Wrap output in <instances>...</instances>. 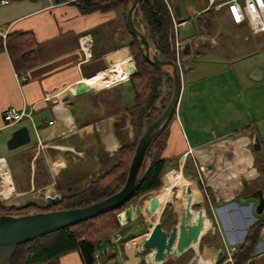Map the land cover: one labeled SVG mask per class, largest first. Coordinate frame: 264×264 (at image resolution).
Here are the masks:
<instances>
[{
	"label": "crops",
	"instance_id": "1",
	"mask_svg": "<svg viewBox=\"0 0 264 264\" xmlns=\"http://www.w3.org/2000/svg\"><path fill=\"white\" fill-rule=\"evenodd\" d=\"M166 1L172 7L180 6L185 34L180 37L178 28L184 69L163 154L183 159L192 152L195 164L206 167L198 174L199 180L194 179L200 189L193 191V202H200L205 222L211 226L207 223L204 234L208 237L203 234L197 249H191L194 258L201 253L216 264L223 242L237 245L247 228L264 218V210L261 214L254 211L256 201L244 197L259 186L251 148L253 133L260 142L259 151L264 152V115L255 111L248 96L264 87V66L259 60H244L264 51V34L251 33L246 23L232 24L225 6L217 7L210 0ZM8 32L29 33L34 58L27 61L0 50V158L8 174L0 168V201L12 206L40 205L47 202L41 190L54 196L58 189L83 188L132 139L128 109L134 104L135 92L128 80V66L134 65L129 35L121 8L83 13L66 0H0V35ZM83 35L92 39L87 55L79 47ZM252 68L261 71L259 79L249 76ZM82 79L91 90L75 95L74 85ZM126 83L128 91H120ZM8 107L32 108V119L4 126L3 112ZM21 125L28 127L31 142L8 150L6 140ZM246 127L254 132L238 134ZM38 138L43 148L37 147ZM11 157L16 161L14 167ZM178 172L169 185L181 192L179 185L190 180ZM169 177L170 172L163 177L164 183ZM162 187L167 190L166 200L158 203L164 206L169 203L170 189ZM186 198L172 203L173 211L184 206ZM125 225L117 232L120 239L115 241L113 236L115 244L108 252L119 253L113 259L119 264H145L140 256L143 250L136 243L133 251L127 249L130 241L141 236L122 241L131 236L128 230L123 234ZM252 257L253 264H264V227ZM59 264L83 263L77 251H69L60 256Z\"/></svg>",
	"mask_w": 264,
	"mask_h": 264
},
{
	"label": "trees",
	"instance_id": "2",
	"mask_svg": "<svg viewBox=\"0 0 264 264\" xmlns=\"http://www.w3.org/2000/svg\"><path fill=\"white\" fill-rule=\"evenodd\" d=\"M131 1L74 0L72 2L83 13L96 10L105 12L118 8L122 9L124 25L129 35L128 47L136 68V72L128 76L135 92L134 104L128 109L129 122L133 130L132 139L121 145L116 152L113 163L89 180L83 188L77 191L64 189L65 192L60 195L58 200L40 205L27 203L23 206H7L0 201V215L17 216L55 209L82 207L117 192L124 185L139 138L149 123L163 110L172 93L171 65L168 64L167 69H165L163 66L148 62L144 57V46L140 38L133 34L127 26L126 12ZM171 9L173 10V7L166 0H141L135 5L132 18L137 30L147 38L150 53L155 54L159 60L175 63V32L170 13ZM176 19L183 21V17H176ZM177 36L179 38V34ZM2 49H6L10 56L18 55L27 61L34 58V44L29 33L8 32L4 39L0 35V50ZM180 53L182 55V50ZM175 114L176 107L150 140L137 173L134 190L122 206L17 244L10 259V264H59L60 256L69 251H77L83 264H102V256L99 262L94 256L95 243L99 238H106L109 249L114 247L111 236L119 232L122 227L116 219V213L138 197L159 189L166 168L170 165L175 166L174 161L180 157L164 156L163 154L167 143L169 123ZM252 132H254L253 128L246 127L240 130L238 134ZM259 153V150L254 151V167L259 173V186L257 189H261L264 196V155ZM36 162H40V157L36 158ZM181 171L184 177L199 180L197 165L194 160L192 161L190 155H185ZM163 180L166 181L164 178ZM174 181L175 178L169 182ZM165 185L164 183L163 186ZM58 190L61 192L60 189ZM171 195L170 192V199ZM142 198H139L136 204ZM171 206V203L165 204V207ZM161 223L163 227L166 226L163 221ZM207 223L211 226L209 222ZM263 227L264 218L256 220L247 228L243 240L235 245L236 251L233 253V264H244L252 256ZM146 234L137 239L134 238L140 235H131L125 237L122 241L134 239L129 242V246L130 243L144 238ZM115 257V253L108 252L105 255V260L111 261ZM223 259L224 256L216 261V264H220Z\"/></svg>",
	"mask_w": 264,
	"mask_h": 264
},
{
	"label": "water",
	"instance_id": "3",
	"mask_svg": "<svg viewBox=\"0 0 264 264\" xmlns=\"http://www.w3.org/2000/svg\"><path fill=\"white\" fill-rule=\"evenodd\" d=\"M141 0H132L126 12V23L130 31L140 38L144 46L145 59L155 65H171L172 73V93L160 114L147 126L144 133L139 138L135 151L129 165L128 173L124 185L115 193L82 207L59 209L45 212H34L24 215H0V264H10V259L19 243H23L45 234L60 230L67 226L85 221L112 209L122 206L130 197L134 190L137 173L143 161L146 148L157 132L159 126L172 114L177 105L180 91V77L178 69L173 61H162L149 50L147 38L141 34L134 25L132 11L135 5ZM177 18L181 17V10L178 4L173 7ZM136 72L134 65L128 66V75ZM261 71L254 68L249 76L252 79H259ZM91 90L86 80H80L74 85V94L81 95ZM31 142V135L26 125L15 128L10 137L6 140V148L13 150L25 146ZM251 148L259 150L260 142L255 133L251 137ZM163 182V181H162ZM162 187V186H161ZM155 191H151V196H155ZM142 195V197H144ZM245 198L256 200L254 211L261 214L264 210V196L261 189H255L244 195ZM59 195H46L45 201L54 202ZM193 202L187 197L184 209L177 222L169 227H163L161 221H150L143 208L138 204L129 203L116 213V219L120 225L129 224L138 219H144L148 227L147 236L135 244L139 250H147L144 255L145 264H163L169 257H179L189 249L199 244L200 238L205 232L206 215L203 208H199L193 218L187 219V215L192 211ZM106 238H99L95 243L94 256L97 262L101 256L108 253ZM222 257V251L217 253L215 258L218 261Z\"/></svg>",
	"mask_w": 264,
	"mask_h": 264
},
{
	"label": "built area",
	"instance_id": "4",
	"mask_svg": "<svg viewBox=\"0 0 264 264\" xmlns=\"http://www.w3.org/2000/svg\"><path fill=\"white\" fill-rule=\"evenodd\" d=\"M74 1V0H66ZM211 4L217 7L225 6L227 19L234 25H239L241 23H246L249 30L253 34H264V0H210ZM173 27L175 32V65L178 69L179 77L181 79L182 71L184 65L181 59V50L183 47V42L178 38V28L182 26L185 21H178L174 14V11L170 10ZM1 36L4 38L5 33ZM79 47L83 50L85 55L89 52L92 39L89 35H83L79 37ZM129 76V75H128ZM32 108L22 107L17 109L15 107H8L3 112L4 126H14L21 123L23 120H31ZM37 147L43 148L44 144L40 138L37 139ZM184 161V158L182 162ZM3 159L0 158V165L3 163ZM5 164V162H4ZM197 171L200 174L204 171L201 165L197 166ZM44 194V196H46ZM60 197V196H59ZM45 201V200H44ZM114 240L121 238L120 234L116 233L114 235ZM219 251H222V256H224L223 261L220 264H233V253L236 251V246L232 244H227L223 242ZM244 264H253V257L248 258Z\"/></svg>",
	"mask_w": 264,
	"mask_h": 264
},
{
	"label": "rangeland",
	"instance_id": "5",
	"mask_svg": "<svg viewBox=\"0 0 264 264\" xmlns=\"http://www.w3.org/2000/svg\"><path fill=\"white\" fill-rule=\"evenodd\" d=\"M183 26H180L179 27V32H180V37L181 36H183L184 34H185V32L184 31H182L181 30V28H182ZM260 37H263V36H261V35H259ZM244 50V52L245 53H247L248 52V49L246 48V49H243ZM238 52H240L241 53V50L240 51H238ZM132 57V56H131ZM254 60H259L258 62H260V64H262V66H264V51H260V52H258V53H256L255 55H249V57H247L244 61L245 62H247V61H254ZM132 63L134 64V61L132 60ZM163 67L165 68V69H167V67H168V65H163ZM254 68H252L251 69V71L253 70ZM125 85H127V87L126 88H124L125 87ZM125 85H123L122 87L124 88V90H123V88H121V87H119V90L120 91H124V92H127L128 91V89H129V84H125ZM134 96V95H133ZM248 96H249V98H250V101L252 102V105H254V109H255V111H259L260 113H262V115H264V87L262 88V89H260L258 92H256V93H252V92H250L249 94H248ZM252 99H253V101H252ZM258 109V110H257ZM20 148V147H19ZM16 149H18V148H16ZM12 151V150H11ZM13 151H14V149H13ZM262 151V152H261ZM260 151V155H263L264 154V152H263V150H261ZM190 155V154H189ZM192 155V156H191ZM191 155H190V157L192 158V161H193V157H194V155L192 154V152H191ZM11 159H12V157H11ZM182 158H179L178 160H176V161H174L175 163H176V165L174 166V165H170V166H168L167 168H166V173L163 175V177H165L166 178V175L170 172V177H169V181L170 180H172L173 178H175L176 176H177V174L179 173L178 171H181V168H182V165H183V162H182ZM11 164H12V166L14 167V165L16 164V161L15 160H11ZM198 166H199V164H198ZM163 177H162V185L161 186H163V184H164V180H163ZM186 179H189L190 181V183L189 182H187L186 180L185 181H182V183H181V185L179 186V187H181L182 188V190H181V192L179 191L180 190V188H174V189H171L170 188V186L171 185H169V181L168 182H165V187H167L168 188V190L170 189V192L172 193V195H171V199L168 197L167 199L169 200V203H175L174 205H177V203H181L180 202V200L182 199L183 200V198H185V197H190L191 198V202H193L194 201V199H195V194H194V192L196 193V190H198V189H200L199 188V186H198V184L196 185V182L194 181V179H192V178H188V177H185ZM203 178V177H202ZM204 181V180H203ZM186 184H191L192 186L191 187H189V186H187ZM258 185V184H257ZM193 189V190H192ZM76 190V189H75ZM74 190V191H75ZM78 190V189H77ZM61 192H59V194H57V195H61L62 193H64L65 192V190L64 189H61L60 190ZM73 191V190H72ZM194 191V192H193ZM170 192H169V194H170ZM179 192H180V194H182V198L180 197V200H179ZM189 192V193H188ZM198 193H199V191H198ZM41 194H42V196H44V191L43 190H41ZM50 196H53V195H50ZM142 196H140V197H138L135 201H133V202H131V204H135V203H137L138 202V200H139V198H141ZM168 200H167V202H168ZM186 200H187V198H186ZM254 201H256L255 199H254ZM30 203H32V202H30ZM186 203V202H185ZM5 204V203H4ZM163 204H164V202L163 203H158V204H156L155 205V207H154V209L152 210V212H151V215H150V217H149V220L150 221H156L157 219H159L160 221H163L164 222V224H166V226L167 227H169L170 225H172V224H175L176 222H177V213H178V210H179V205L178 206H176V209H174V211H173V205L171 206V207H165V205L163 206ZM199 204H200V202L199 203H197V202H193V205H192V210H194V211H197V209H199V208H201V207H199ZM5 205H7V204H5ZM7 206H10V205H7ZM161 209H162V211H161ZM55 210H59V209H55ZM262 215H264V214H262ZM205 220H207V219H205ZM206 224H207V221H206ZM125 229L126 230H123V234L124 235H126L125 234V231H129V232H131L130 234L131 235H140V236H143L144 234H146L147 233V231H149L148 230V227H147V225H146V223H145V220L142 218V219H138V220H136V221H133V222H131V223H129V224H126L125 226ZM121 233V232H120ZM129 234V233H128ZM130 236V235H129ZM208 237V233H205L204 234V238H207ZM112 238H113V236H111V241H112ZM141 240V239H140ZM114 244H115V242L114 241H112ZM132 245H133V243H130V245L127 247V249H130V248H132ZM197 249V248H196ZM200 249V251H202L203 249H202V246H201V248H199ZM131 250V249H130ZM115 251H117V249L115 248ZM147 252V250H145V251H143L142 253H140V256H141V258H143V256H144V254ZM197 252H198V250H197ZM117 254V257L119 256V253L117 252L116 253ZM201 254V253H200ZM121 255V254H120ZM120 258V257H119ZM197 258V257H196ZM196 258H194V250H189L187 253H185V254H183V256H181L180 258H177V259H170V260H168L167 262H166V264H198L197 263V259ZM102 264H119L120 263V261L118 260V259H116V260H113V261H110V262H108V261H106L105 260V256H102ZM132 260H133V258H131ZM134 261V260H133Z\"/></svg>",
	"mask_w": 264,
	"mask_h": 264
},
{
	"label": "bare ground",
	"instance_id": "6",
	"mask_svg": "<svg viewBox=\"0 0 264 264\" xmlns=\"http://www.w3.org/2000/svg\"><path fill=\"white\" fill-rule=\"evenodd\" d=\"M201 166L203 167V169H205L206 167L203 166V164L201 163ZM1 170H3V173L7 176V170L4 166V164H1L0 166ZM187 182H189L188 180H186ZM190 183V182H189ZM192 183V182H191ZM8 184V183H7ZM187 186L191 187L192 185L191 184H186ZM180 186V185H179ZM155 196H151L150 193L146 194L142 199L141 201L138 203V205H140L143 210L145 211V214H147L148 216L151 215V212L152 210L154 209L155 206H153V204L155 203H158V202H162L164 200H166V195H167V190L164 188V187H161L159 189H157L155 191ZM48 195V194H47ZM184 209V206L183 205H180L179 206V210H178V218L181 214V212L183 211ZM151 211V212H150ZM150 212V213H148ZM196 214V211L192 210L191 212H189V214L187 215V219H191L194 217V215ZM209 226L206 224L205 222V228L207 229ZM148 234V233H147ZM147 236V235H146ZM145 236V237H146ZM144 237V238H145ZM142 238V239H144ZM141 239V240H142ZM141 240H138L136 242L133 243V245L135 243H138L139 241ZM133 245H132V248H130L132 251H133ZM195 249L197 248V245L194 246ZM129 249V250H130ZM198 253V252H197ZM197 257V258H196ZM195 258L197 259V263L198 264H213V260H210L208 259L207 257L203 256L202 254H198Z\"/></svg>",
	"mask_w": 264,
	"mask_h": 264
}]
</instances>
